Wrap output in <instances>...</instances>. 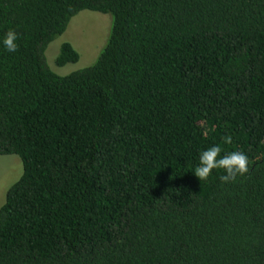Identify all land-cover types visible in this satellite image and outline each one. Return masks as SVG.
Instances as JSON below:
<instances>
[{
  "label": "trees",
  "instance_id": "trees-1",
  "mask_svg": "<svg viewBox=\"0 0 264 264\" xmlns=\"http://www.w3.org/2000/svg\"><path fill=\"white\" fill-rule=\"evenodd\" d=\"M113 15L92 65L49 45L82 11ZM0 264H264V0H0ZM81 56L61 45L58 67ZM207 132V135L204 133ZM241 150L223 184L200 152Z\"/></svg>",
  "mask_w": 264,
  "mask_h": 264
},
{
  "label": "rangeland",
  "instance_id": "rangeland-1",
  "mask_svg": "<svg viewBox=\"0 0 264 264\" xmlns=\"http://www.w3.org/2000/svg\"><path fill=\"white\" fill-rule=\"evenodd\" d=\"M113 28V15L94 11H82L75 16L67 31L48 47V64L61 76L68 75L95 63L108 43ZM70 42L80 53V60L74 64L58 67L55 61L61 45ZM23 173V164L16 155H0V208L6 201L7 192Z\"/></svg>",
  "mask_w": 264,
  "mask_h": 264
},
{
  "label": "clouds",
  "instance_id": "clouds-1",
  "mask_svg": "<svg viewBox=\"0 0 264 264\" xmlns=\"http://www.w3.org/2000/svg\"><path fill=\"white\" fill-rule=\"evenodd\" d=\"M19 34L14 28H9L4 34L0 44L9 53L16 52ZM207 135V132L204 133ZM232 136L222 138V144H215L200 152L198 164L191 171L199 181L208 182L214 170H223L219 180L223 184L234 182L238 176H244L249 171V157L241 150H233L222 154L224 144H232Z\"/></svg>",
  "mask_w": 264,
  "mask_h": 264
}]
</instances>
